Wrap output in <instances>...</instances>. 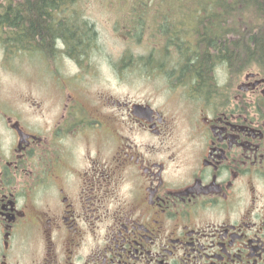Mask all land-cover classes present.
<instances>
[{
	"label": "flooded vegetation",
	"instance_id": "1",
	"mask_svg": "<svg viewBox=\"0 0 264 264\" xmlns=\"http://www.w3.org/2000/svg\"><path fill=\"white\" fill-rule=\"evenodd\" d=\"M51 48L46 102L0 105V264H264V75L183 76L189 46L149 44L165 59L119 67L168 93L133 99L93 48Z\"/></svg>",
	"mask_w": 264,
	"mask_h": 264
},
{
	"label": "trees",
	"instance_id": "2",
	"mask_svg": "<svg viewBox=\"0 0 264 264\" xmlns=\"http://www.w3.org/2000/svg\"><path fill=\"white\" fill-rule=\"evenodd\" d=\"M77 5L78 0L1 3L0 45L8 54L38 50L49 55L51 46L62 41L75 49L73 55L89 52L96 29L79 15ZM130 16L127 29L137 40L145 36L150 45L190 47L179 53L181 61L191 62L190 68L182 67L183 76L198 71L210 78L212 67L224 62L244 63L247 71L264 75V0H132ZM163 55L151 49L140 60L159 62Z\"/></svg>",
	"mask_w": 264,
	"mask_h": 264
},
{
	"label": "rangeland",
	"instance_id": "3",
	"mask_svg": "<svg viewBox=\"0 0 264 264\" xmlns=\"http://www.w3.org/2000/svg\"><path fill=\"white\" fill-rule=\"evenodd\" d=\"M6 1L8 0H0V4ZM131 1L78 0L75 9L84 20L94 25L97 34L95 36L97 38L96 46L86 59L99 62V76L96 78V83L98 89L102 90L101 92L112 90L119 97L130 96L133 99H141L149 93L163 97L168 93V88L161 77L154 74L142 76L143 74H140L137 68L119 67L121 62L135 60V58L138 61H146L140 59L148 58L150 51L145 36L142 41L137 40L127 29V26H131ZM48 58L47 54H37L32 51L31 53L8 54L0 45V105L9 111L12 108L19 109L24 103L23 109L31 112L28 107L30 101L45 103L51 91L47 74ZM107 61L118 63L119 79L117 84L114 75L108 68ZM248 72L260 73L257 70ZM148 77L151 79L149 80ZM10 142L11 138L6 137V143Z\"/></svg>",
	"mask_w": 264,
	"mask_h": 264
}]
</instances>
